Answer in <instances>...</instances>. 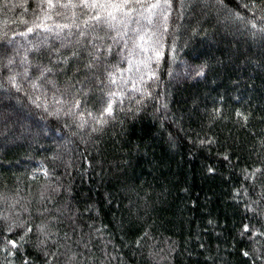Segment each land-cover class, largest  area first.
<instances>
[{"label":"trees","instance_id":"1","mask_svg":"<svg viewBox=\"0 0 264 264\" xmlns=\"http://www.w3.org/2000/svg\"><path fill=\"white\" fill-rule=\"evenodd\" d=\"M161 9L124 105L102 97L119 48L84 55L95 34L105 56L95 11L0 0V264H264V0ZM78 32L4 65L5 40Z\"/></svg>","mask_w":264,"mask_h":264},{"label":"rangeland","instance_id":"2","mask_svg":"<svg viewBox=\"0 0 264 264\" xmlns=\"http://www.w3.org/2000/svg\"><path fill=\"white\" fill-rule=\"evenodd\" d=\"M136 9L138 11L135 13V16H133V18H128L127 16H122L121 14H119L117 20L115 22H112L115 25L114 28H107L108 25H105V23H103V31L106 34L105 37L108 41L105 44L106 46L104 57H101V55H99L104 41H96V39L99 37L95 34H92L90 40L87 43L88 50L86 49L84 53V55H87V58L89 59V67H95L98 65V63H101V60L103 61L107 59L110 50L119 48V51L116 54V60L117 64L121 65V68L119 66H116V64L109 70V72H107L112 74L110 78V75L108 74L105 77L103 83L105 86H107V88L104 87L102 97L104 99L107 98V100L110 102H118L119 104L121 103V101H124V105L126 104V101L128 99H132L135 95H137L138 88L135 83H138V79H141V77H143L147 67L151 65V62L154 59H157V57L159 56L158 38L161 37V31L163 29L165 20L164 16L166 13L165 9L153 10L154 14L150 16L151 23H149V13L144 11V9L141 7H138ZM82 36V32H78L74 36L67 33L64 36L67 38L66 42H60L59 37H55L54 39L52 38L49 40L45 35L34 37L31 36L28 39L24 37L5 40L4 44L8 45L10 48L9 53L4 58V65L9 68L13 66L15 62H22L23 57L27 56V52L32 48V46L33 48L45 47L48 46L51 41H53V43H56L58 46L64 48L65 46H69L71 44L79 42V39ZM32 66V61H30L29 66H27L26 63H20V66L18 67L19 71L16 72L15 75H17L19 79H23L22 77L26 70L25 67L31 68ZM193 70L194 68H191L189 70V67L187 68L186 66H182L179 71L180 73L189 74ZM46 72V70L41 69L38 79L44 78ZM63 110L64 111H61L56 104L51 108L46 109L45 111L53 115H60L66 112L64 115L67 116L66 114L68 112V109L66 108ZM87 118L88 119L75 120L78 122V124L81 122H88L91 123V125H96L99 122L96 118Z\"/></svg>","mask_w":264,"mask_h":264},{"label":"snow or ice","instance_id":"3","mask_svg":"<svg viewBox=\"0 0 264 264\" xmlns=\"http://www.w3.org/2000/svg\"><path fill=\"white\" fill-rule=\"evenodd\" d=\"M47 4L48 10L55 9L57 7L64 9H75V8H84L95 11V15L90 18L96 23H100L103 21L110 28H114L115 25L112 23L117 20V14H121L122 16H131L134 9L131 7L132 5H138L144 9L147 13H149L148 22L151 23L150 16L154 14L153 10L161 9L163 7H170L171 0H45ZM58 15L60 13H57ZM51 18V17H47ZM164 19H167V16H164ZM88 21H85L87 24ZM37 27H40L39 25ZM59 28H67L68 25H57ZM253 28H256V24H252ZM46 31H51L50 28H45ZM33 29L29 28L28 32H32ZM260 31H264V28L260 29ZM47 71H51L48 69ZM13 77V81H14ZM114 95V94H113ZM105 113L107 115H111L112 107L111 104L105 109ZM247 230V229H245ZM13 247H16L15 241H10ZM247 255V253H245Z\"/></svg>","mask_w":264,"mask_h":264}]
</instances>
